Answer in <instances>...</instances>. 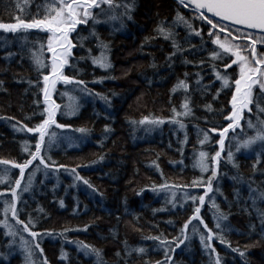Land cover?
<instances>
[{
	"label": "trees",
	"instance_id": "trees-1",
	"mask_svg": "<svg viewBox=\"0 0 264 264\" xmlns=\"http://www.w3.org/2000/svg\"><path fill=\"white\" fill-rule=\"evenodd\" d=\"M114 3H131V0H114ZM51 4L52 0H0V22L14 23L17 16L26 20L42 18ZM122 11L120 9L116 15ZM177 12L189 19L194 28L202 30L204 39L208 40V26L192 20L193 13L172 0H135L133 18L125 17L123 27L120 19L98 16L102 21L107 20L97 24L95 32L99 40L109 46L105 55L112 64L110 70L92 62V57L101 55V49L97 38L90 35L91 23L80 27L72 36L73 43L78 45L70 61L74 70L69 68L65 74L85 81L89 91L100 95L81 94L63 84L57 86V93L53 95L63 106L69 102L68 97L61 98L59 93L71 92L80 109L75 116L57 114V123L70 127L53 126L52 130L59 136L73 137V143L69 146L63 141L46 154L51 157L49 163L55 161V166L64 165L69 171H50L47 178L43 171L39 172L33 188L22 193V200L27 204L17 202L23 209L19 219L27 223L30 214L35 224L32 231L50 233L39 238L43 252L34 250V264H43L45 258L48 264H100L101 261L103 264H156L165 260L166 248L175 249L167 252L173 264H216L217 258L219 264H264V227L261 225L264 162L256 164L257 153L261 151L258 145L249 153L243 149L237 152L235 141L231 145L226 143V150L230 147L234 152L238 167L227 162L225 151L219 178L213 182L214 191L206 196L203 205L198 199L195 202L190 199L204 195L203 187L192 188V181L201 178L200 170L194 168L198 153L205 151L214 155L219 150L218 134L212 133L211 144L201 146L194 125L206 130L225 127L224 116L230 111L231 91L213 99L221 87L210 67V52L215 46L208 40L207 51L196 54L187 51L193 45L199 47L202 41L195 36L187 40L188 30L182 23L173 26ZM162 21H166L162 25L165 30L170 29L177 43L186 50L171 60L168 57L174 51L172 39H165L156 31ZM80 37L86 38L82 46H79ZM41 44L44 45L43 58L49 61L46 34L35 30L18 33L0 30V161L23 163L28 159L22 152L25 140L32 145L31 150H35L34 134L16 131V128L20 124L33 127L42 119L25 118L41 110L34 102L37 99L42 102V93L29 83L40 80L43 87L42 76L35 70L32 59L33 52L40 53ZM185 59L192 63L185 65ZM201 60L205 61L203 67L199 66ZM225 62L231 63L230 60ZM217 63L223 69L224 64ZM229 71L235 78L236 66ZM185 73L189 74L186 82L190 86L187 96L192 116L182 118L186 128L180 129L167 121L173 116V107L182 111L180 105L186 93L181 89L173 94L171 90L178 80L185 79ZM196 73L203 77L199 86L195 83ZM210 84L213 86L204 88ZM102 96L111 102V107ZM209 104L214 110H226L223 115L208 112L205 105ZM251 108L252 112L245 114L242 121L246 135L239 137L241 140L255 135L253 130L247 129L248 119L254 124L258 123L257 117L264 120V113H258L255 105ZM145 116L166 122L159 126L140 125L138 122ZM105 126L111 129L107 134ZM79 128L88 129L85 139H80L81 134L74 131ZM226 139L231 140V136ZM10 167L0 165V169ZM72 168L97 189L94 195L82 181L75 179ZM19 175L18 169H12L11 184L0 185V193L6 194L3 199L11 201V187L15 186ZM209 175L211 172L203 174V179L206 181ZM26 182L27 177L22 183ZM164 184L169 187L161 189ZM213 200L227 216V220L222 221V232L215 228ZM3 206L0 200V221L4 220ZM196 207L201 208L199 216L208 227L225 240L222 244L214 238L211 246L215 252L211 254L201 244L200 236H207V230L199 220H193L186 230L188 239L185 240L181 232L185 222L196 215ZM8 223L18 234L15 238L6 236L9 229L0 225V264H27L20 237L29 245L36 241L23 232V225L16 224L10 213ZM152 237L170 243L162 245ZM181 240L184 243L180 244ZM83 245L90 247L85 249ZM93 248L99 251V257L91 251ZM140 248L144 249L143 253L136 251ZM61 251L66 254L63 258Z\"/></svg>",
	"mask_w": 264,
	"mask_h": 264
},
{
	"label": "snow or ice",
	"instance_id": "snow-or-ice-1",
	"mask_svg": "<svg viewBox=\"0 0 264 264\" xmlns=\"http://www.w3.org/2000/svg\"><path fill=\"white\" fill-rule=\"evenodd\" d=\"M178 3L183 5L186 9H189L192 13V20H197L202 26H208V40L215 47L210 52L211 70L215 77V81H219L221 87L216 90V94L213 99H217L222 93L231 91V99L228 104L231 110L226 116L224 121L227 126L223 128L213 127L211 129H201L199 125H194L198 142L201 146L211 144L214 139L212 133L218 134L219 140L216 143L219 145V150L214 155H210L208 152L200 151L198 157L194 162V168H198L201 172V178L194 179L192 181V188L203 187L204 195L191 196L190 199L195 202L197 199L200 204L205 203V198L209 193L214 191L213 182L219 178V167L224 159L223 153L227 151V162L232 163L233 167H238L234 161V152L230 147L226 150V143L231 145L232 141L236 142V151L240 152L242 149L249 153L254 150V146H259L261 151L257 153L256 164L264 162V120H259L258 123L254 124L251 119L247 120V129L253 130L255 135L248 136L246 139H239L246 135V129L242 126L245 113H251V105H255L258 113H264V0H178ZM106 6V7H105ZM135 0H131V3H114V0H52V4L46 8L45 14L42 18H32L26 20L20 16L15 17L14 23L0 22V30L11 33H18L19 31L39 30L47 34V52L51 53L50 61H45L43 58L44 45H40V53L33 52L32 59L35 65V70L38 75L42 76L43 87H40V80H37L34 84L29 81L30 85L35 86L42 93V102L37 99L34 103L38 109V112H33L31 116L25 118L31 120L36 117H42L40 122L33 127H28L25 124H20L16 128V131L31 133L35 137V150L32 151V145L25 140L22 144V152L28 155V159L24 160L23 163H15L12 161L2 160L0 165H11L10 168L0 169V185L11 184V170H19V178L15 179V186L11 187V201L3 199L5 193H0V200L3 202V215L4 220L0 221V225L4 228L9 229L5 233L6 236H15L18 234L16 230L12 229V226L8 223L9 213L11 218L15 220L16 224L23 225V232L28 233L34 241V244L29 245L28 241L23 236L20 237L21 248L25 253V259L27 264H34L32 257L34 250L38 249L42 254L43 250L40 248L39 238L41 235H48L50 233H38L32 231L31 228L35 227L31 215L29 214L28 222L25 223L19 219L22 208L18 207V201L27 204V201L22 200V193L29 192L33 186L37 174L43 171L45 178L48 177L50 171H59L61 169L69 171L64 165L55 166L56 162L51 160L50 156L46 154L51 151L53 147L58 146L61 142L67 141L69 146L73 143V137L71 136H59L53 131V126L57 129H65L70 126L57 123V114L60 113L64 116H75L79 109L80 104L76 101V98L69 95V93H59L61 98L68 97V103L58 104L53 98L54 93H57V85L63 84L64 86H70L73 90L81 92V94L87 93L89 96L100 95L98 93H92L87 89V84L83 80H77L72 76L66 75L67 69L72 68L74 65L70 63L73 57V49L78 45L74 44L70 36L76 33L78 25L92 24L93 31L90 33L91 36H95L98 40V47L101 49V55L99 57H92L94 65L99 66L102 69L110 70L112 64L110 63L105 52L109 51V46L103 41L99 40L97 33L95 32V26L100 23H106L107 20H100L98 16H107L108 20L120 19L121 26L123 27V20L126 17L127 20H132V11L134 10ZM19 7V5H17ZM120 12L117 16L116 13ZM97 10H99L97 12ZM111 13V15H108ZM39 13H37V16ZM166 21H162L157 26V33L163 35L165 39H172L173 53L168 57L169 60L173 59L178 53L183 55L185 49H183L177 41L174 39V33L169 29L165 30L162 26ZM177 23H182L188 30L187 40H190L193 36L199 37L202 41L199 47L191 46L190 51L192 54L197 52L207 51L208 40L204 39L202 30L193 27V24L189 19H186L183 15L177 12V16L173 21V26ZM82 46V41L85 37L79 38ZM147 39V38H146ZM91 55V49L88 50ZM12 54L9 53V56ZM80 59H85L81 57ZM230 60L231 63L225 61ZM223 63V69L218 67V63ZM185 65L192 63L185 59L183 61ZM205 64L204 60L199 62V66L203 67ZM236 66L238 72L233 74L229 71ZM154 67V65H153ZM47 74H44V73ZM188 73H185V79L178 80L177 84L172 88V93L175 94L178 90H184L186 93L184 102L180 105L182 111H177L173 107V116L168 123L178 125L180 129H185L186 125L182 122V118H188L192 116V108L190 107L189 98L187 93L189 91V84L186 82ZM198 79L195 81L196 85L199 86L202 83L203 77H200L199 73L195 74ZM213 81V84L215 83ZM213 84L205 85L204 88L213 86ZM258 90V93H257ZM115 95V93H113ZM111 107V102L106 97H101ZM208 112H215L216 114L223 115L225 108L214 110L212 106L205 105ZM166 121L160 118L150 119L145 116L138 123L140 125L148 126H159L164 124ZM207 122V121H206ZM19 123V122H17ZM135 123V122H134ZM239 130V131H237ZM74 131L81 134L80 139H85L88 133V129L79 128ZM111 129L105 126V134L109 133ZM203 136L201 139L200 136ZM231 136V140L228 138ZM185 142H187V134H185ZM101 160L103 157L100 158ZM39 161V163H34ZM94 161L93 163H96ZM253 165V168L256 167ZM71 173L75 176L77 181H82L88 189H91L94 195L97 189L86 179L79 176L76 168L70 169ZM211 172V175L207 177L205 181L203 174ZM25 177L27 182L22 183ZM44 181H41L43 184ZM169 185H161V189L168 188ZM218 191V189H217ZM175 195V193H173ZM187 195V193H186ZM261 197L264 198V193H261ZM175 207V203L173 202ZM61 207H63V201H61ZM212 207L216 209L213 213V220L215 222V228L220 232L223 231L222 221L227 220L222 212L219 211V206L213 200ZM43 211V209H40ZM194 216L190 217L185 222L181 229L184 239H188L186 230L189 228L193 220H199V223L203 225L204 229L207 230V236L201 235L200 241L204 245L205 249L211 254L215 252V249L211 246V241L219 239L223 244L225 243L224 237L218 233H214L211 228L204 222L199 216L201 211L200 207L195 208ZM171 223V222H169ZM261 225L264 227V218L261 220ZM87 227V226H86ZM67 231V230H66ZM193 231H197L193 228ZM63 235V233H61ZM153 240H160L162 245L169 244L167 240H161L160 237H152ZM175 239V238H174ZM12 243H15L13 239ZM184 243V240L180 241V244ZM11 247V245H10ZM85 249H89L90 246L83 245ZM179 247V244H177ZM96 252L97 256L100 253L96 249H91ZM136 251L143 253L144 249L140 248ZM166 257L164 261H158L156 264H173L172 257L167 255L168 251H175V249H165ZM238 251V249H233ZM130 254V253H129ZM244 255L243 252L240 253ZM66 254L61 251V257L63 258ZM118 257L120 253L116 254ZM43 264H48L47 259L43 260ZM103 264V261L100 262ZM216 264H219V258H217Z\"/></svg>",
	"mask_w": 264,
	"mask_h": 264
},
{
	"label": "water",
	"instance_id": "water-1",
	"mask_svg": "<svg viewBox=\"0 0 264 264\" xmlns=\"http://www.w3.org/2000/svg\"><path fill=\"white\" fill-rule=\"evenodd\" d=\"M172 1H174V2H176L181 8H183V9H185L186 11H188V12H191L189 9H186L183 5H181V4H179L178 3V0H172ZM82 26H84V25H78V29L80 28V27H82ZM35 31H39V30H35ZM41 32V31H40ZM42 33H44V32H42ZM44 34H46V33H44ZM75 33H73L71 36H70V39H72V36L74 35ZM47 35V34H46ZM73 51H74V49H73ZM48 53V52H47ZM50 58H51V53H48V60L50 61ZM58 85H61V84H58ZM57 85V86H58ZM42 99H43V97H42ZM231 99V98H230ZM230 106V105H229ZM251 107V106H250ZM230 110H231V107H230ZM245 114H248L247 112L245 113ZM242 123V122H241ZM226 126H227V124H226ZM225 126V127H226Z\"/></svg>",
	"mask_w": 264,
	"mask_h": 264
},
{
	"label": "rangeland",
	"instance_id": "rangeland-1",
	"mask_svg": "<svg viewBox=\"0 0 264 264\" xmlns=\"http://www.w3.org/2000/svg\"><path fill=\"white\" fill-rule=\"evenodd\" d=\"M71 94V92H69V95ZM72 96L74 97L75 95L74 94H72Z\"/></svg>",
	"mask_w": 264,
	"mask_h": 264
}]
</instances>
